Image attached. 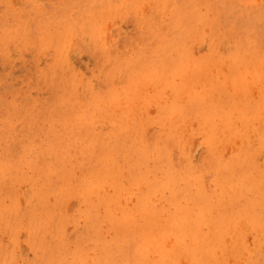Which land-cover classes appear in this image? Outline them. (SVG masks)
Wrapping results in <instances>:
<instances>
[{
  "label": "rangeland",
  "instance_id": "374dc122",
  "mask_svg": "<svg viewBox=\"0 0 264 264\" xmlns=\"http://www.w3.org/2000/svg\"><path fill=\"white\" fill-rule=\"evenodd\" d=\"M263 50L264 0H0V264H264Z\"/></svg>",
  "mask_w": 264,
  "mask_h": 264
},
{
  "label": "bare ground",
  "instance_id": "6f19581e",
  "mask_svg": "<svg viewBox=\"0 0 264 264\" xmlns=\"http://www.w3.org/2000/svg\"><path fill=\"white\" fill-rule=\"evenodd\" d=\"M186 4V3H185ZM184 4V5H185ZM180 9V8H179ZM187 9V8H186ZM186 11V10H185ZM187 12V11H186ZM253 13V12H252ZM252 13H250V14H252ZM187 14H189V13H187ZM187 14H183V15H185V16H187ZM198 14V13H197ZM190 16V15H189ZM192 16V15H191ZM186 19V18H185ZM202 21V20H201ZM187 26V25H186ZM171 38V37H170ZM236 42V41H235ZM178 44V43H177ZM237 45V44H236ZM257 45H258V43H257ZM178 46V45H177ZM176 47V46H175ZM179 47V46H178ZM172 48V47H171ZM258 50H261V48H258V49H256L255 48V50L253 49V51L251 52V53H253V52H257ZM175 51H176V48H175ZM262 51V50H261ZM264 51V50H263ZM182 52V51H181ZM165 56V55H164ZM237 58H239V59H235V64L234 65H238L239 64V66L241 67L242 65H243V59L241 58L240 59V56H238ZM173 61V60H172ZM248 65V64H247ZM131 67V66H130ZM150 67V66H149ZM248 67V66H247ZM246 68V67H245ZM249 68V67H248ZM248 68H246L247 69V71H246V74H247V72H249L248 70ZM237 69V68H236ZM251 69V68H250ZM253 70V69H252ZM242 71V70H241ZM253 72V71H252ZM243 73V72H242ZM254 73V72H253ZM236 76L234 77V80H233V82H234V85H235V87H236V89L239 91V90H242L243 91V89L245 88V84L247 83L246 82V79H241L240 77H239V74L237 73V71H236ZM244 74V73H243ZM259 74V73H258ZM244 76V75H243ZM242 76V77H243ZM253 77H254V82L253 83H256V82H258V81H260L261 82V78H262V76H260V75H257V74H253ZM249 78V77H248ZM252 78V77H251ZM250 78V79H251ZM233 79V78H232ZM249 79V80H250ZM244 80V81H243ZM248 81V80H247ZM250 83H251V81H250ZM248 84L247 83V85L249 86V85H251V84ZM263 83H264V81H263ZM259 85V84H258ZM256 86V85H255ZM254 86V87H255ZM251 87V86H250ZM249 87V88H250ZM253 87V86H252ZM252 87H251V90H252ZM256 88H258L257 86H256ZM235 89V91H237ZM260 91V90H259ZM251 91H249L248 93L251 95L252 94V92L250 93ZM260 93H261V91H260ZM259 93V94H260ZM250 95H248V96H250ZM261 95V94H260ZM252 97H254V96H251V98ZM259 98V97H258ZM115 99H113V101H114ZM261 100H263V99H261ZM259 102H261V101H259ZM234 103H235V107H236V101H235V99H234ZM264 105V104H263ZM248 107V106H247ZM250 107V106H249ZM222 115V114H221ZM235 115V114H234ZM255 116V115H254ZM257 117H254V119L255 118H259V119H263L261 116V118L258 116V115H256ZM264 116V115H263ZM222 118V117H221ZM210 120V119H209ZM230 120H228L225 124H228V122H229ZM232 121V120H231ZM250 121V120H249ZM249 121H248V123H249ZM258 121H260V120H258ZM216 122V121H215ZM231 123H229V125H230ZM260 124V123H259ZM216 125V124H215ZM232 126V125H231ZM248 126H250V125H248ZM221 127H222V125H221ZM241 128V127H240ZM244 129H245V127H244ZM243 129V130H244ZM246 129H247V126H246ZM249 129V128H248ZM263 130V129H262ZM218 132V131H217ZM242 132V131H241ZM246 132H248V131H246ZM256 132H257V130H256ZM256 132H254V134L256 133ZM243 133V132H242ZM249 133V132H248ZM248 133H247V135H248ZM244 134H246V133H244ZM258 134V133H257ZM260 134H261V131H260ZM263 135V134H262ZM228 136H230V135H228ZM236 136V135H235ZM250 136H252L251 134L250 135H248V139H249V137ZM254 136V135H253ZM264 136V135H263ZM257 137H258V135H257ZM230 138V137H229ZM246 138V137H245ZM259 138V137H258ZM263 139H264V137H262ZM256 139V138H255ZM263 139L261 140V142H263ZM231 140H232V138H231ZM250 140V139H249ZM259 140V139H258ZM227 142H229V141H227ZM260 142V143H261ZM262 144V143H261ZM254 149V148H253ZM159 150H161V149H159ZM254 150H257V149H254ZM166 151V150H165ZM139 152V151H138ZM147 152V151H146ZM240 152V151H239ZM142 153V152H141ZM149 152H147V154H148ZM151 153H153V152H151ZM144 154V153H143ZM249 154V153H248ZM92 156V155H91ZM102 156V155H101ZM130 156H132L131 154H130ZM138 156V155H137ZM141 156L143 157V161H144V156L141 154ZM146 156V155H145ZM244 156V155H243ZM247 156V155H246ZM253 156V155H252ZM133 157V156H132ZM140 157V156H139ZM139 157H138V159H139ZM249 157V156H248ZM244 158V157H243ZM98 159H100L99 157H98ZM105 159V158H104ZM128 159V158H127ZM129 159H131V158H129ZM133 159H135V158H133ZM142 159V158H141ZM244 160H245V158H244ZM134 161H136V160H134ZM138 161V160H137ZM248 161V160H247ZM258 161V160H257ZM131 163V165H132V161L130 162ZM255 162H253V164H254ZM134 164V163H133ZM249 164V163H248ZM252 164V163H251ZM250 164V165H251ZM257 164V163H256ZM136 167H137V165L136 164H134ZM141 166V165H140ZM260 166V165H259ZM133 167V166H132ZM131 167V168H132ZM247 167V166H246ZM261 167V166H260ZM264 167V166H263ZM137 168H140V167H137ZM136 168V170H138ZM142 168V167H141ZM106 169H107V167H106ZM134 169V168H133ZM239 169V168H238ZM232 170V169H231ZM237 170V169H236ZM107 171H108V169H107ZM115 171V170H114ZM139 171V170H138ZM141 171V170H140ZM144 171V170H143ZM97 172V171H96ZM109 172V171H108ZM116 172V171H115ZM142 172V171H141ZM146 172V171H145ZM233 172H235L234 170L232 171V173ZM247 172H249V171H247ZM98 173V172H97ZM137 173V172H136ZM144 173V172H143ZM250 173V172H249ZM96 174V173H95ZM94 174V175H95ZM140 174V173H139ZM100 175V174H99ZM102 175V174H101ZM103 175H105V174H103ZM107 175H109V174H107ZM142 175H144V174H142ZM176 175V174H175ZM237 175V174H236ZM117 176V175H116ZM132 176V175H131ZM168 176V175H167ZM172 176H174V174H172ZM171 175H170V177H172ZM101 177V176H100ZM106 177V176H105ZM110 177H112L111 175H110ZM114 177V176H113ZM140 177H142V176H139V178ZM178 177V176H177ZM181 177V176H180ZM143 178V177H142ZM175 178V177H174ZM174 178H172V180L174 179ZM96 179H97V177H96ZM96 179H95V181H96ZM114 179V178H113ZM162 179V178H161ZM248 179V178H247ZM133 180H134V178H133ZM140 180V179H139ZM168 180V179H167ZM171 180V181H172ZM176 180V179H175ZM174 180V181H175ZM180 180V179H179ZM93 181H94V179H93ZM114 181V180H113ZM137 181V180H136ZM135 181V182H136ZM170 181V180H169ZM232 181V180H231ZM261 181H263V180H261ZM114 182H116V181H114ZM138 182V181H137ZM156 182V181H155ZM164 182V181H163ZM173 182V181H172ZM139 183V182H138ZM141 183V182H140ZM148 184H149V182H147ZM165 183V182H164ZM163 183V184H164ZM166 183L168 184V187H169V183L166 181ZM230 183V182H229ZM250 183V182H249ZM90 184V183H89ZM93 184V183H92ZM98 184V183H97ZM100 184H102V183H100ZM118 184V183H117ZM146 184V183H145ZM148 184H146V185H148ZM173 184H175L174 182H173ZM105 185V184H104ZM154 185V184H153ZM152 185V186H153ZM166 185V184H165ZM176 185V184H175ZM188 185H190V184H188ZM225 185V184H224ZM90 186V185H89ZM93 186H95L94 188H96V184L95 185H93ZM171 186V185H170ZM222 186V185H221ZM244 186V185H243ZM98 187H100V185H98ZM148 187V186H147ZM163 187V186H162ZM166 187V186H165ZM225 187V186H224ZM234 187H236V186H234ZM223 188V187H222ZM237 188V187H236ZM150 190H152V189H150ZM233 190V189H232ZM151 192V191H150ZM90 194V193H89ZM249 195V194H248ZM91 196V195H90ZM206 196V195H205ZM216 200V199H215ZM174 202V201H173ZM213 206V205H212ZM201 207V206H200ZM193 208V207H192ZM195 208V207H194ZM193 208V209H194ZM190 209V208H189ZM184 212H182L183 214H185V213H189V212H187V210H183ZM165 217V216H164ZM239 221H240V219H238ZM238 220H236V221H238ZM124 221V220H123ZM201 218H200V223H201ZM113 222V221H112ZM240 223V222H239ZM182 224L184 225V228H189L190 227V225H191V221L190 220H188V218H185V217H183V219H182ZM193 225H197V223H196V219H193V223H192ZM206 224H208V223H206ZM119 225V224H118ZM130 225V224H129ZM241 225V224H240ZM239 225V226H240ZM115 226H117V225H115ZM114 226V227H115ZM209 226V225H208ZM130 227V226H129ZM219 227V226H218ZM245 227V226H244ZM242 228H243V226H242ZM249 228V227H248ZM248 228H247V230H248ZM219 229H220V227H219ZM245 229V228H244ZM120 230V229H119ZM190 230V229H189ZM239 231V230H238ZM246 231V230H245ZM120 232V231H119ZM229 232V231H228ZM235 232V231H234ZM248 232V231H247ZM253 233H255V232H253ZM196 234H197V231H193L192 232V236L193 237H195L196 236ZM232 234V233H231ZM248 234H249V232H248ZM231 236H233V238L232 237H230V240H232V239H234V235H231ZM253 236V235H252ZM186 237V236H185ZM196 238V240H197V236L195 237ZM207 238H208V236H207ZM228 238V237H227ZM232 238V239H231ZM180 239H182V238H180ZM185 239V238H184ZM204 239V238H203ZM226 239V238H225ZM238 239V238H237ZM236 238H235V240H237ZM199 240V239H198ZM229 240V239H228ZM239 240V239H238ZM238 240H237V242H238ZM201 241V240H200ZM200 241H198V243L196 244L197 246H196V248H194V249H192L191 247H190V245L189 244H187L186 243V240H182V243L185 245V247H186V249L185 250H187L186 251V255L187 254H190L191 252L193 253V250L195 251V254H196V251H200L201 250V248H202V246H201V243H200ZM204 241L206 242V240L204 239ZM163 242V241H162ZM209 242V241H208ZM230 242V241H229ZM232 242V241H231ZM236 242V243H237ZM228 243V242H227ZM181 244V243H180ZM204 244H206V243H204ZM235 244V243H234ZM239 244V243H238ZM153 245V244H152ZM170 245V247H171V244H169ZM175 245V244H174ZM174 245H173V247H174ZM210 245H211V252L216 256V255H218L217 254V251H216V249H218V248H216V246L215 245H212V242H210ZM228 245V244H227ZM237 245V244H236ZM155 246V245H154ZM164 246H166V244L164 245ZM175 246H178V245H175ZM180 246H182V245H180ZM230 246H232V245H230ZM229 246V247H230ZM168 249L170 248V247H168V246H166ZM173 247H171L172 249H173ZM222 247V246H221ZM175 248V247H174ZM232 248H233V246H232ZM154 249H155V247H154ZM166 249V248H165ZM176 249V248H175ZM238 248H236V250H237ZM131 251V250H130ZM150 251V250H149ZM244 251V250H243ZM177 251L176 250H170V251H168V252H164L163 253V255H162V258L163 259H165V261H164V263H167V264H177V261L179 260V258H180V253H176ZM231 252H233V251H231ZM225 253V252H224ZM227 253V252H226ZM175 254H177V255H175ZM219 254H220V250H219ZM222 254H223V252H222ZM229 254V253H228ZM193 255H194V253H193ZM223 255H226V254H223ZM238 255V254H237ZM222 255H220V257H221ZM229 256V255H228ZM233 256V255H232ZM194 257H195V255H194ZM225 257V256H224ZM239 257H240V255H239ZM251 258V257H250ZM249 258V259H250ZM186 262V261H185ZM233 262V261H232ZM235 262V261H234ZM105 263V262H104ZM236 263V262H235ZM180 264H181V262H180Z\"/></svg>",
  "mask_w": 264,
  "mask_h": 264
}]
</instances>
